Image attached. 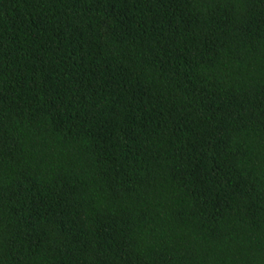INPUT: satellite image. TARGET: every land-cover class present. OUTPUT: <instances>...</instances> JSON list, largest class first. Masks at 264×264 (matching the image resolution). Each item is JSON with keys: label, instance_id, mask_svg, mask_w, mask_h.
Returning a JSON list of instances; mask_svg holds the SVG:
<instances>
[{"label": "trees", "instance_id": "trees-1", "mask_svg": "<svg viewBox=\"0 0 264 264\" xmlns=\"http://www.w3.org/2000/svg\"><path fill=\"white\" fill-rule=\"evenodd\" d=\"M0 264H264V0H0Z\"/></svg>", "mask_w": 264, "mask_h": 264}]
</instances>
